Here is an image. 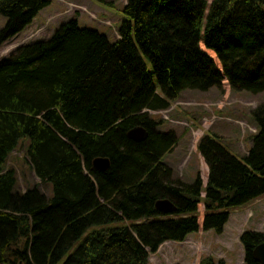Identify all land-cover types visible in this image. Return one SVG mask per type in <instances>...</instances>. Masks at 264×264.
<instances>
[{"label": "trees", "instance_id": "trees-1", "mask_svg": "<svg viewBox=\"0 0 264 264\" xmlns=\"http://www.w3.org/2000/svg\"><path fill=\"white\" fill-rule=\"evenodd\" d=\"M48 4L0 0V43ZM121 15L113 42L70 18L0 61V264H148L163 242L198 231L199 203L202 229L221 233L230 208L264 194V100L250 111L245 156L214 133L200 138L204 187L171 179L162 160L176 139L150 115L183 91L223 81L264 93V0H126ZM136 126L146 130L142 141L128 136ZM23 140L48 195L39 184L20 192L5 167ZM97 157L109 159L106 170L94 168ZM159 199L173 204L170 215L155 208ZM239 241L242 264H258L264 233L244 230Z\"/></svg>", "mask_w": 264, "mask_h": 264}, {"label": "rangeland", "instance_id": "rangeland-1", "mask_svg": "<svg viewBox=\"0 0 264 264\" xmlns=\"http://www.w3.org/2000/svg\"><path fill=\"white\" fill-rule=\"evenodd\" d=\"M212 0H207L210 4ZM126 0H49L32 21L20 32L0 43V61L18 47L49 38L64 21L75 18L79 26L105 34L109 41L118 39V25ZM4 19L0 16V28ZM152 75V71H151ZM262 100L264 93L250 95L231 90L223 81L219 88L208 91H183L165 110L151 111L157 129L172 132L176 143L163 157L175 177L183 181L199 178L206 185L208 167L198 152L200 138L214 133L233 154L243 157L250 146V135L255 127L250 122V111ZM25 141L8 155L5 167L15 171L17 190L39 184V190L50 194L49 186L41 183L25 158ZM171 179L174 180L173 176ZM204 196V193H201ZM204 206L199 203V229L181 242L165 241L155 253H149L148 264H199L203 256L223 259L226 264H242L243 248L239 236L244 230L264 233V194L243 205L229 209V218L221 233L202 229ZM82 240V238H81Z\"/></svg>", "mask_w": 264, "mask_h": 264}, {"label": "water", "instance_id": "water-1", "mask_svg": "<svg viewBox=\"0 0 264 264\" xmlns=\"http://www.w3.org/2000/svg\"><path fill=\"white\" fill-rule=\"evenodd\" d=\"M147 133L144 127L136 126L128 131L129 138L142 141ZM94 168L104 171L109 167V159L97 157L93 160ZM155 208L161 213L168 214L174 211L173 204L168 199H159L155 202ZM253 258L258 264H264V242L258 244L253 250Z\"/></svg>", "mask_w": 264, "mask_h": 264}, {"label": "crops", "instance_id": "crops-1", "mask_svg": "<svg viewBox=\"0 0 264 264\" xmlns=\"http://www.w3.org/2000/svg\"><path fill=\"white\" fill-rule=\"evenodd\" d=\"M50 189V188H49Z\"/></svg>", "mask_w": 264, "mask_h": 264}]
</instances>
